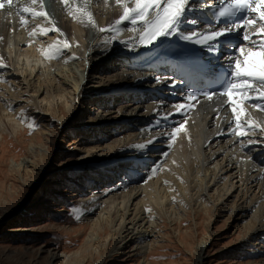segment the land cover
Wrapping results in <instances>:
<instances>
[{
    "label": "bare ground",
    "instance_id": "obj_1",
    "mask_svg": "<svg viewBox=\"0 0 264 264\" xmlns=\"http://www.w3.org/2000/svg\"><path fill=\"white\" fill-rule=\"evenodd\" d=\"M4 2L5 7L0 9V65H3L0 66V138H4L3 131H8L5 134H12L16 139L22 135L13 122L25 112V105H30L35 112L41 110L57 118L64 129L71 119L80 115L82 109L76 106L84 103V99L91 101L96 96L97 101L98 96L103 100L113 97L114 101L124 103L114 110V102L106 103L104 100V111H97L93 121L97 119L98 128L104 126L112 132L110 136L113 139L102 143V140L110 137L106 133L100 138L94 137L99 144L90 145L89 150L82 151L78 156L84 155L83 160L75 166L77 170H88L90 179L86 183L94 186L89 196L82 199L84 208L90 212L101 206L96 216H90L91 223L86 225L85 246L72 253L60 252L49 245L39 247L49 256V261L84 264L97 257L106 261L108 253L113 256H126L127 253L129 256L139 253L146 255L154 248L155 240L159 241V234L151 237L155 228L163 225L175 230L174 224L188 219V208L192 209L189 214L193 215L188 230L196 226L197 214L207 215L206 231L198 240L195 235L191 242L194 264H203L204 250L209 245L211 233H214H210L211 222L218 214L220 216L221 211L230 210L228 218L233 221L246 220L240 227L245 231L243 236L247 234L253 238L262 233L264 182L260 179V169L251 166L252 162L249 161L261 156L260 161L256 160L257 165H264V149H250L261 143L256 139L258 136L264 139V111L255 106L264 101L254 99L259 93L233 94L237 107L245 108L241 114L242 123L237 128L226 96H216L209 101L201 100L202 96L196 93L198 102L185 99L198 78L187 72L188 68L178 70L173 59L182 50L197 51L200 44L173 35L161 37L151 45H141L138 41L140 26L137 25V31L134 32L131 30L133 25L127 21L119 26V31L101 32L100 28L114 26L123 13V6L117 4L116 0H69L67 5L64 0H37L36 4H32L31 0H14L11 6L6 0ZM211 3L210 0H193L185 15L200 23L195 28L182 24L181 30H209L204 14ZM128 6L134 4L130 2ZM23 7L46 11L49 19L24 14L20 11ZM77 8L91 12L95 25L87 22L86 16L76 13ZM22 15L28 21L27 24L21 23ZM74 15L80 18H74ZM255 18V14L248 17ZM53 24L60 31L47 35L40 33V27L52 28ZM259 27L256 24L247 31L251 34L258 31ZM34 29L36 34L30 35ZM244 34L245 31L241 30L237 36L242 38ZM250 38L254 41L261 37L250 35ZM58 40L61 44L57 47L62 51L54 58H47L44 53H52L54 49L50 46ZM65 40L70 45L67 48L62 47ZM250 46L248 41L243 42V48ZM221 50L223 55L218 63L229 66V47ZM201 53L205 56L203 69L212 70L216 65L212 62L215 51L204 46ZM167 58L168 63L165 60ZM106 66H110L111 70L121 66L125 72L97 77L96 71L104 70ZM155 73L161 75L164 81H155V85L145 84L153 79ZM14 78L16 81H12ZM118 79L123 83H116ZM258 87L264 91V85ZM244 96L252 98L245 100ZM73 102H77L76 106ZM179 103H191L194 107L177 112L174 106ZM144 104H147V112L142 114L140 108ZM131 106L137 108V113L132 112L134 109H128ZM160 110L162 114H158ZM156 113L157 121H154L152 117ZM245 120L259 127L245 126ZM181 124L184 128L173 140L170 134ZM123 125L129 127L127 134L121 129ZM234 129L246 134L238 136ZM130 131L137 132L132 134ZM33 137L29 148L39 164L34 160L30 164L29 160L16 163L18 168L23 167L26 173L31 174L32 181L40 174L39 168L43 165H46L45 169L51 168L47 164L50 149L43 153L44 142L38 136ZM149 141L152 143L148 144ZM144 144L147 147H138ZM243 151L248 153L249 159L245 155L248 161L243 160ZM153 169L156 170L154 174ZM118 173L120 178H117L123 185L119 187L120 191H95L98 182L94 180L102 179L105 187L109 179L106 175L110 174L114 179ZM235 193L240 195L241 202L235 200L230 204L229 199ZM160 219L162 223H159ZM58 226L70 231L83 227ZM143 262H146V258Z\"/></svg>",
    "mask_w": 264,
    "mask_h": 264
},
{
    "label": "rangeland",
    "instance_id": "obj_2",
    "mask_svg": "<svg viewBox=\"0 0 264 264\" xmlns=\"http://www.w3.org/2000/svg\"><path fill=\"white\" fill-rule=\"evenodd\" d=\"M106 67L104 70H97L96 76L109 77L116 73L123 74L125 72L124 67L121 66H117L115 70H111L110 66ZM135 74L137 75V73ZM158 75L154 74L155 77L153 76V79L145 84L155 85V81L158 82L157 80L161 78ZM162 80L161 78L160 81ZM12 81H16V79L14 78ZM117 82L123 83L121 79H118ZM84 96H87V94ZM113 99V97H111V100L104 98L106 103L109 101L114 102V110L124 104ZM104 100L98 96L96 101V96H94L91 101L82 100L84 103H79L78 106L75 105L77 102H73V105L80 107L82 111H80L79 116L71 119L64 129L57 118L46 115L47 113H43L41 110L35 112L30 105H25V112L19 114L18 120L13 122L22 133L17 138L18 140L12 134H5L8 131L2 132L4 138H0V264H63L60 261L53 263L49 261V256L39 250V247L49 245L50 248L60 252L72 253L76 249L85 246L86 225L91 223L90 216H96L101 206L90 212L84 208L82 199L89 196L94 186L86 183L90 174L88 170H77L75 166L83 160L84 155L78 156L82 151L89 150L90 145L99 144V141L94 137L100 138L105 133L109 136L112 134L104 126L98 128L99 121L97 119L93 121L97 111H104L102 107ZM135 106L128 109H134L132 112L137 113ZM146 106L147 104H144L140 108L142 114L147 112ZM11 110H14V108ZM126 113H128V110H126ZM64 114H67V112H64ZM158 114L156 113L152 117L154 121H157ZM30 123H33L35 127L30 128L28 126ZM121 129L124 130L125 134L129 131V127L126 125H123ZM133 132L137 131H130L134 134ZM34 135L44 142L45 150H43V153H47L46 149H50L47 164L51 168L45 169L46 165H43L39 168L40 174L32 181L31 174L26 173L23 167L18 168L16 163L29 160L28 164H30V161L35 159L34 153L29 148L32 142L31 138ZM112 139L113 137L110 136L101 142H109ZM243 139L247 138L244 137ZM256 139L261 143L250 149H264V145H262V142H264L263 137L258 136ZM242 153V156L245 157L243 160L247 159L248 153L246 151ZM256 160L260 161L261 156L249 161L252 162L251 166L260 169V179L264 182V165L258 166ZM34 161L39 164V160ZM106 176L108 177L110 174ZM110 177L107 180L108 186L105 187L102 179L94 180L95 183L98 182L95 191L98 189L100 191L105 189L120 191L119 187H123V185L118 180L120 178L119 173L115 174L114 179H112V176ZM262 182L261 184H263ZM99 198L104 199L105 196H99ZM235 200L241 202L240 195L237 196L235 193L229 199V203L232 204ZM204 208L210 207H198L197 209ZM191 210L188 208L187 220L179 222L177 225L174 224L176 231L163 225V227L155 228L160 231L155 230L151 237L159 234L160 238L157 237L159 241L155 240L153 243L155 246L147 252V257L145 254L140 253L133 256H129L128 253L126 256L125 254L113 256L108 253L106 261L97 257L98 260L91 259L84 264H194V249L191 248L193 245L191 242L195 235L198 240L206 231L205 219L207 215L205 213L197 214L196 226L194 225L191 230H188V226L193 221V215L189 214ZM149 213L152 215L151 212ZM230 213V210L221 211L220 216L218 214L217 217L213 218L210 233H214H211L210 243L208 242L209 245L204 250L203 264H264V229L260 235L257 234L253 238L248 237L247 234L243 236L245 231L240 227L245 224L246 220L233 221V219L228 218ZM77 214L80 215L79 219L75 218ZM159 223H162V219L159 220ZM57 224L72 225L73 227L83 225V227L70 231L64 230L62 226ZM179 228L180 230H178ZM166 233L168 235H165ZM145 258L146 262H143Z\"/></svg>",
    "mask_w": 264,
    "mask_h": 264
},
{
    "label": "snow or ice",
    "instance_id": "obj_3",
    "mask_svg": "<svg viewBox=\"0 0 264 264\" xmlns=\"http://www.w3.org/2000/svg\"><path fill=\"white\" fill-rule=\"evenodd\" d=\"M14 0H6V3L11 6ZM69 0H64L67 5ZM133 3L134 6L129 7V3ZM193 0H116L117 4L123 6V13L114 22V26L108 28H100L101 32L104 31H119V26L125 21L133 25L132 31H137V25H139L138 41L141 45H151L161 37H168L178 35L180 39L185 41H191L195 44L209 46L211 51H219L220 49L228 48L230 44V38L235 34L238 35L241 30L245 31L242 37L243 41H248L250 47L245 49L234 45V53H239V56L234 54L228 57L230 71L224 76L219 87L222 89L220 95L226 96L228 103L231 105V111L234 115V119L239 128L241 121V114L245 112L244 107H237V101L233 99V94L243 95L245 92L255 91L259 93L254 99L264 101V91H261L258 85H264V0H221L220 6L212 13V18L207 21L209 30L200 31H182L181 25H191L194 28L200 23L197 19H189L185 13L191 8ZM32 4H36L37 0H31ZM5 7L4 0H0V9ZM41 7L43 5L41 4ZM20 11L24 14H31L33 18L42 17L46 20L48 13L46 11H37L33 7H23ZM76 13L80 16H86L87 22L95 25V20L92 17L91 12H87L84 8H77ZM72 14V13H70ZM250 14H255V19H247ZM80 16L74 18L79 19ZM231 20V23L226 27H213V22L216 24L225 23L227 20ZM81 22H84L83 20ZM21 23L27 24L28 21L21 16ZM259 24L258 31L248 33L247 29ZM40 27V26H37ZM60 31L53 24L52 28L40 27V33L47 35L49 32ZM35 35V29L29 33ZM251 36L261 37L258 40H251ZM61 41H57L50 48L54 49L52 53L45 52L44 55L47 58H54L56 54L60 53L62 49L57 47ZM219 45V47H217ZM70 45L67 40L62 42V47L67 48ZM242 57V59L240 58ZM3 66V65H0ZM158 82H160L158 80ZM204 98L211 101L217 95L215 89H209V91L201 94ZM252 97L244 96V99H250ZM186 101H197L199 97L193 92H188L186 95ZM257 109L264 111V103L255 105ZM177 112L186 111L190 107H194L191 103H179L174 106ZM167 118V114L164 116ZM245 126L259 127V125H250L247 120L243 121ZM30 128H34L35 125L30 123ZM184 128L183 124L180 127L174 128L170 134L171 138L175 140V136ZM238 136H244L246 133L233 130ZM251 143V141H249ZM149 141L148 144H151ZM140 148L147 147V144L139 145ZM153 169V174L155 173ZM76 219L80 218V215L75 216Z\"/></svg>",
    "mask_w": 264,
    "mask_h": 264
}]
</instances>
